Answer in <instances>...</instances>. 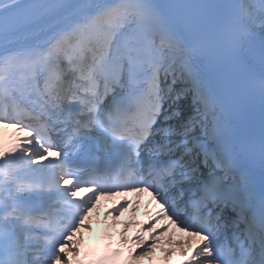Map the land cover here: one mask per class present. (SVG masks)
I'll list each match as a JSON object with an SVG mask.
<instances>
[{
  "label": "snow or ice",
  "instance_id": "snow-or-ice-1",
  "mask_svg": "<svg viewBox=\"0 0 264 264\" xmlns=\"http://www.w3.org/2000/svg\"><path fill=\"white\" fill-rule=\"evenodd\" d=\"M112 197L119 239L82 252ZM126 247L264 264V0H0V264Z\"/></svg>",
  "mask_w": 264,
  "mask_h": 264
}]
</instances>
